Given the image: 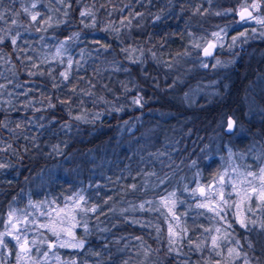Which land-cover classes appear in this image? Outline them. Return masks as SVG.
Segmentation results:
<instances>
[{"label": "clouds", "instance_id": "9594fccd", "mask_svg": "<svg viewBox=\"0 0 264 264\" xmlns=\"http://www.w3.org/2000/svg\"><path fill=\"white\" fill-rule=\"evenodd\" d=\"M179 2L165 0L153 12L136 10L143 0H0V63L6 69L0 72L5 77L0 101L12 106L5 111L26 96L10 92L8 74L41 77L47 89L34 87L38 94L23 101L34 117L43 112L41 117L0 120V173L13 175L12 181L0 180V264H101L106 257L100 252L88 250V256L99 258L91 261L62 259L56 251L84 249L87 236L102 223L100 216L154 227L169 253L202 254L196 264H264V159L253 170L245 161L251 149L229 144L224 151L223 144L244 137L245 122H253L254 111L241 93L264 97V69L257 70L264 61L249 51L251 42L264 41V0H183L180 32L146 35ZM236 25L242 30H233ZM22 33L38 38L21 48ZM173 36L183 45L166 47ZM6 40L19 64L10 62ZM259 113L264 115V105ZM173 122L179 137H191L193 129L205 133L198 137L199 151L189 153L182 139L159 142ZM29 124L40 135L31 134ZM144 128L156 133L151 146L137 138ZM121 133L151 157L148 169L120 170L139 177L135 183L114 174L104 185L82 186L79 177L98 171L99 157L115 155ZM218 144L219 163L201 170V162L213 163ZM60 180L67 186L57 190ZM89 187L95 189L91 194ZM100 187L115 192L103 197ZM145 211L159 215L151 222L125 215ZM160 219L171 234L161 231ZM198 228V235L189 236ZM135 239V255L122 264H156L158 251L142 237Z\"/></svg>", "mask_w": 264, "mask_h": 264}, {"label": "trees", "instance_id": "16d2710c", "mask_svg": "<svg viewBox=\"0 0 264 264\" xmlns=\"http://www.w3.org/2000/svg\"><path fill=\"white\" fill-rule=\"evenodd\" d=\"M6 2V0H5ZM14 3L18 4V0H13ZM165 0H143L142 4L136 5V10H144L148 9L150 11H157L158 9L164 6ZM183 0H180L179 3L175 5L173 12L170 13L168 16L162 18L161 22L153 26L149 29V33L153 35H165L167 32L171 31L174 33L180 32L185 24V16L181 14V7H182ZM127 9H125V14L127 13ZM119 15V14H118ZM10 19V17H9ZM220 18H214V20L219 21ZM2 23V22H0ZM239 26H234L235 31H239ZM232 31V30H230ZM139 35V33H137ZM38 38V34L33 33H22L21 39L17 41V43L21 46V48L26 47L25 41H31ZM252 48L249 49L250 52L253 53L256 61H264V57H261L259 53L264 51V41H253L251 42ZM183 45V41L180 39L179 36H173L171 41H169V45L166 47H180ZM3 48L10 54V62L15 61L16 64L20 63V60L17 56V53L12 50L13 46L10 40H6L3 44ZM248 61L245 60V63ZM264 69V63L260 64L257 70ZM0 72H6L5 66L3 63H0ZM9 78L13 79V84L8 85V89L10 92H23L26 93V96H20L19 101L20 103H15L14 110L12 111H5V108L12 107L11 105H7L5 102L0 101V120H14V121H31L34 118L41 117L44 115L43 112L35 113V117L33 116V109H25L23 104L24 99L30 98L38 93L31 91V89L39 88L40 91H46L47 89L43 87L44 81L41 77L29 78L28 73L26 72H19L18 78L11 77L10 74ZM245 76V72L243 67L241 66V78L242 83H246V80L243 79ZM4 75H0V82H3ZM17 85H20L17 87ZM246 98V102L251 108L252 106L248 103L249 100L252 98L255 104L257 105L256 109H250L254 111L253 122L249 124L247 121L245 122L244 127L248 128L249 131L246 132L245 136L240 139L232 138L229 140L228 138L225 139L223 142L224 144V151H226L229 144H231L234 149H244L248 152L251 149V152H248V155L245 156V161L250 164L255 170L256 167L259 165V160L264 159V141H262V137H264V124L260 123V121H264V115L259 113V107L264 105V97L257 95L255 92L250 93H241ZM146 119H152L151 117H146ZM44 121L42 120L41 123ZM29 129L31 130V134L33 135H40L37 132L36 126L29 124ZM178 126L175 125L173 122V127L170 129H166L161 136L160 143H163L164 140H168L169 142H175V140H183L184 147L188 149L189 153H194L199 151L197 146L198 137H203L205 133L200 132L196 129H193V135L189 138H182L176 135ZM43 131V130H41ZM156 133L154 131H150L148 128H144L138 134L143 136V140L141 141L142 145L151 146V144L156 143L155 140ZM41 140L45 137L40 136ZM167 147V145H165ZM217 152L213 155L216 158L213 160L211 165L201 162L200 168L201 170L210 171L213 167H215L220 160V152L219 148L220 145L217 146ZM154 150V149H153ZM115 155L109 156H101L99 157L98 164L96 168L98 171L96 172H84L83 175L79 177L80 184L82 186L88 187L90 183H95L99 181L101 185L107 183L108 178L113 176L114 174L121 175L124 183L130 184L135 183L139 180V177L128 176L125 173L121 172V169L125 168V165L128 166V170H139L140 167H144L145 170L149 167V160L151 157L146 156L145 152L142 150L141 146H134L132 145L128 139L126 133H121L120 136L116 140V144L112 149ZM192 158H196L193 156ZM153 164L157 163L156 161H152ZM64 167L66 169L73 167V165L65 164ZM86 167V166H85ZM94 177V179H93ZM0 180L12 181L13 175L11 173H0ZM67 186V182L64 180H60L57 184V190H59L60 186ZM95 189L89 187V194L93 193ZM99 191L103 197H107L109 195H113L115 192L114 188L111 187H100ZM118 199V197H114ZM131 199V197H129ZM107 207L108 205L104 206L105 214L107 215ZM179 211L184 210V205L178 206ZM126 216H132L137 218H143L147 222H151L154 220L155 217L159 215V213H152V212H129L125 213ZM116 217H119V214H116ZM189 222L192 221V217H188ZM100 223L96 226L93 233L87 236V243L84 249H58L62 259L66 258H79L84 257L88 258L91 261H95L99 259L95 256H88L87 251L91 250L94 252H100L106 257L105 259L101 260V264H122L123 259H126L128 256H134L135 252L132 251L133 248L138 246L139 241L135 239V237H142L144 241L147 242L148 245H151L153 249L157 250L159 253V259L157 260L156 264H182L184 259H188L189 264H196L197 261L201 259L200 253L190 252L188 256L185 257L182 252H175L169 253L168 252V243L167 240H160L158 238L159 234L156 232V229L151 226H145L142 224H133L131 220L125 221L123 223H117L112 217L108 219L105 216H100ZM205 221L201 218L200 223H204ZM93 224H96V221H92ZM161 231L167 235L169 233L168 229V222L160 219L158 221ZM237 229V232L241 235L244 234V230L240 229L238 225H234ZM78 233L82 234V229L76 230ZM202 231V229H197L195 233H189V236L194 237L198 235V233ZM118 241V243H117ZM57 251V250H56ZM183 252H188L187 245L184 246ZM167 253V255H165ZM259 255V253H257ZM214 259H219V257H214ZM49 264H52L49 261Z\"/></svg>", "mask_w": 264, "mask_h": 264}, {"label": "rangeland", "instance_id": "374dc122", "mask_svg": "<svg viewBox=\"0 0 264 264\" xmlns=\"http://www.w3.org/2000/svg\"><path fill=\"white\" fill-rule=\"evenodd\" d=\"M239 26V25H238ZM247 26V25H246ZM240 28H239V30H242V28H241V26H239ZM252 107L250 108V109H253V110H255L256 109V107H257V105L255 104L256 102H254V100L251 98L250 100H249V102H248ZM57 251H58V249H56Z\"/></svg>", "mask_w": 264, "mask_h": 264}, {"label": "snow or ice", "instance_id": "6c2138e0", "mask_svg": "<svg viewBox=\"0 0 264 264\" xmlns=\"http://www.w3.org/2000/svg\"><path fill=\"white\" fill-rule=\"evenodd\" d=\"M170 234H171V229H170Z\"/></svg>", "mask_w": 264, "mask_h": 264}]
</instances>
